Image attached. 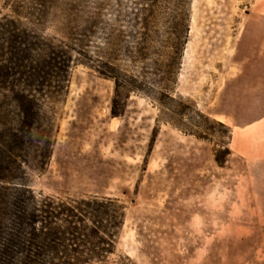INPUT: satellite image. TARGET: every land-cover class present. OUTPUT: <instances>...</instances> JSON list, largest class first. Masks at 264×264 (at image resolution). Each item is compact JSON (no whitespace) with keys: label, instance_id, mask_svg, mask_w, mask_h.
<instances>
[{"label":"rangeland","instance_id":"374dc122","mask_svg":"<svg viewBox=\"0 0 264 264\" xmlns=\"http://www.w3.org/2000/svg\"><path fill=\"white\" fill-rule=\"evenodd\" d=\"M258 1L0 0V17L17 19L29 41L44 52L65 43L73 57L49 164L16 183L45 196L120 200L126 222L106 264H264V183L232 152L227 130L202 119L210 140L189 135L90 61L103 58L211 121L249 123L246 97L259 93L248 74L260 47L251 44L264 17L246 13ZM251 23L258 29L246 34ZM86 30L89 59L74 52ZM8 96L0 92L1 134V123L18 120Z\"/></svg>","mask_w":264,"mask_h":264},{"label":"trees","instance_id":"16d2710c","mask_svg":"<svg viewBox=\"0 0 264 264\" xmlns=\"http://www.w3.org/2000/svg\"><path fill=\"white\" fill-rule=\"evenodd\" d=\"M91 32L74 39V52L86 59L83 47ZM47 48L44 52L29 41L17 19L0 17V92L8 93L18 109V120L1 123L0 140L9 141L8 157L0 163V264H106L116 254L126 222L127 208L120 200L45 196L16 183L27 178V169L47 168L59 129L55 105L68 95L73 57L65 43ZM103 60L90 59L100 76L112 80L117 90H132L159 104L178 118L177 128L208 141L213 130L203 125L204 119L225 128L231 141L226 125ZM223 149L227 157L232 155L229 145ZM215 161L221 163L218 153Z\"/></svg>","mask_w":264,"mask_h":264},{"label":"crops","instance_id":"0c3cea01","mask_svg":"<svg viewBox=\"0 0 264 264\" xmlns=\"http://www.w3.org/2000/svg\"><path fill=\"white\" fill-rule=\"evenodd\" d=\"M258 14L264 17V0H259L254 7L251 6L246 16L252 18ZM258 28L261 31L258 43L251 45L259 46L260 52L256 61L251 65L248 75L252 84V92L259 90V93L246 97L245 107L249 112L245 113V116L249 114L252 120L248 123L245 117V124L234 122V124L228 123V126L232 130L230 143L232 152L243 158L248 166L256 168L258 171L256 170L255 173L260 175V181L264 183V27ZM258 28L251 23L246 28V34L250 31L252 35L253 31ZM257 85L259 88L255 89Z\"/></svg>","mask_w":264,"mask_h":264}]
</instances>
